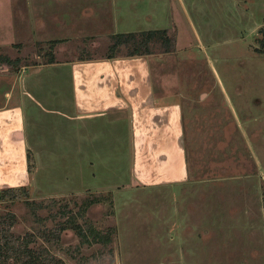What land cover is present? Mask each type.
<instances>
[{
  "label": "rangeland",
  "instance_id": "1",
  "mask_svg": "<svg viewBox=\"0 0 264 264\" xmlns=\"http://www.w3.org/2000/svg\"><path fill=\"white\" fill-rule=\"evenodd\" d=\"M167 2L174 48L156 44L148 58L154 86L182 104L190 179L139 184L120 159L118 175L88 176L72 192L70 179L56 176L63 152L61 160L46 149L59 136L41 148L54 163L48 170L36 160L41 145H29L30 185L12 187L13 201L0 200V213H14L13 232L76 219L110 234L104 246L63 231L48 245L66 264H264V0ZM161 6L162 0H0V53L23 64L19 72L0 68V83L8 90L25 84L45 102L39 77L48 50L54 47L58 60L102 57L111 34L159 22ZM51 39L58 41L50 47Z\"/></svg>",
  "mask_w": 264,
  "mask_h": 264
},
{
  "label": "crops",
  "instance_id": "2",
  "mask_svg": "<svg viewBox=\"0 0 264 264\" xmlns=\"http://www.w3.org/2000/svg\"><path fill=\"white\" fill-rule=\"evenodd\" d=\"M149 25L117 33L152 29ZM48 53L53 60L40 65L45 73L38 72L42 85L46 84L45 102L37 101L25 84L8 90L0 83V188L30 185L34 168H28L29 145H41L36 160L45 161L47 170L54 163L50 156L43 157L46 149L51 155L63 152L56 176L70 179L75 189L70 192L81 191L88 176L118 175L120 159L123 170L139 184H179L190 179L182 104L154 86L148 55L58 60L54 47ZM54 68L56 73L50 72ZM55 121H61L62 127ZM57 136L51 149L41 150ZM61 144L64 149L57 150Z\"/></svg>",
  "mask_w": 264,
  "mask_h": 264
},
{
  "label": "trees",
  "instance_id": "3",
  "mask_svg": "<svg viewBox=\"0 0 264 264\" xmlns=\"http://www.w3.org/2000/svg\"><path fill=\"white\" fill-rule=\"evenodd\" d=\"M262 32L263 36L260 40V45L264 47V31ZM111 39L106 57H113L118 54L121 49L120 46H126L124 55L127 56L148 55L152 53L153 48L159 43L163 51H172L175 34L171 27H166L138 32L116 33L111 36ZM56 41L58 40H51L49 42L50 47ZM50 52L52 53V51ZM52 60L53 57H49L47 61ZM21 65L23 64H20L16 58L12 59L0 53V68L8 67L12 70H17ZM27 159L28 168L31 170V155L29 153L27 154ZM11 191H13L12 187L1 189L0 200L7 198L13 201L15 196ZM14 224L15 216L13 212L0 213V264H66L62 258L51 251L48 243L58 242L62 232L67 229H73L78 234L81 238V244L101 243L105 246L111 241L108 231L99 230L91 224L86 225V227L81 226L76 219L59 222L52 229H42L40 232L32 231L25 233L23 236L13 232Z\"/></svg>",
  "mask_w": 264,
  "mask_h": 264
},
{
  "label": "water",
  "instance_id": "4",
  "mask_svg": "<svg viewBox=\"0 0 264 264\" xmlns=\"http://www.w3.org/2000/svg\"><path fill=\"white\" fill-rule=\"evenodd\" d=\"M167 10H168V2H167V0H162L161 19H160V21L158 23L150 24L149 27L152 28V29L168 27L169 19H168Z\"/></svg>",
  "mask_w": 264,
  "mask_h": 264
}]
</instances>
